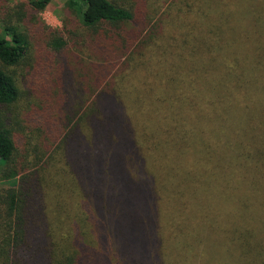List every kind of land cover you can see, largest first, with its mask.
Returning <instances> with one entry per match:
<instances>
[{"label": "trees", "instance_id": "16d2710c", "mask_svg": "<svg viewBox=\"0 0 264 264\" xmlns=\"http://www.w3.org/2000/svg\"><path fill=\"white\" fill-rule=\"evenodd\" d=\"M50 2L0 0V264H264V0H68L35 50Z\"/></svg>", "mask_w": 264, "mask_h": 264}, {"label": "rangeland", "instance_id": "374dc122", "mask_svg": "<svg viewBox=\"0 0 264 264\" xmlns=\"http://www.w3.org/2000/svg\"><path fill=\"white\" fill-rule=\"evenodd\" d=\"M11 1L17 3L19 1H26V0H11ZM67 1L68 0H51V2L48 4V6L44 11L40 13L36 12V18L33 19L31 23H27L23 25V27L25 28L26 27L30 28L29 34L32 37L31 40L35 41L34 38L37 40V45L35 46V50H37V48L41 50L45 48L44 47L45 33L49 34V41L52 40V38H55L54 35L50 33L49 28L63 30L64 36L63 37L60 36V41L64 42L65 45L68 44V42L70 43V41H74L73 40L74 36L72 37V34L70 35L71 33L70 31L75 32L74 28L78 23V19L76 17V14L67 6L66 4ZM121 1H124L128 7H133L136 2V0H121ZM40 28H42L43 32L45 33H39L38 29ZM3 31H4L3 25L2 23H0V34H2ZM74 49L77 51L76 47ZM31 63L37 66L34 60H31L30 63L26 64L25 66V73L23 72V69L17 70L16 74L18 75V85L20 87L21 94L19 96V100L14 105H11L9 107V110L11 111L12 115L16 116L17 119L21 122L22 129H25L32 124L26 122L27 119L26 113L28 112V106L32 102H34L37 106L40 105L41 102L44 100L45 102H47V95H46L47 88L42 86L43 91L39 92V93L43 92L42 96H40L35 91L36 79L38 78V75L35 74V72H30L31 70L34 69L33 65H32L33 69L29 65ZM35 94L38 96L35 97ZM54 96L55 94L53 93V97ZM34 129H36V126L32 128V130ZM26 147L27 145L23 146V148ZM42 152L44 153V157L41 160H43L45 156L48 155V153L50 152L48 148V144L45 145V149L44 146H42ZM20 157L21 159L19 158V161L21 162L22 165H27L28 169L34 168L35 165L39 163L37 158L36 159L25 158L24 155ZM18 180H19V176L15 177V175L10 174V171L8 170V168L5 167V165L0 166V191L2 189H10L15 187ZM221 202L222 201L220 200L219 204L216 203L215 207L219 208L218 214L220 219L222 220L224 218V212L223 209L221 208L222 205ZM204 237H206V241H207L208 239L205 234Z\"/></svg>", "mask_w": 264, "mask_h": 264}]
</instances>
